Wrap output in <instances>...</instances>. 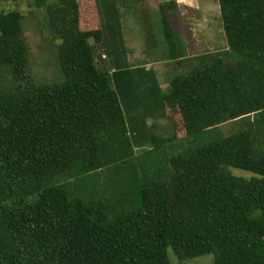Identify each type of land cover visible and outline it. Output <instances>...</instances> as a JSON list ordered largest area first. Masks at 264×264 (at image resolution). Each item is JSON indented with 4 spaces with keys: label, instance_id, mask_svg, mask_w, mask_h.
I'll use <instances>...</instances> for the list:
<instances>
[{
    "label": "trees",
    "instance_id": "16d2710c",
    "mask_svg": "<svg viewBox=\"0 0 264 264\" xmlns=\"http://www.w3.org/2000/svg\"><path fill=\"white\" fill-rule=\"evenodd\" d=\"M26 1L63 82L31 81L26 13L0 9V264H264V0H215L225 46L192 57L159 4L166 93L128 62L114 0Z\"/></svg>",
    "mask_w": 264,
    "mask_h": 264
},
{
    "label": "rangeland",
    "instance_id": "374dc122",
    "mask_svg": "<svg viewBox=\"0 0 264 264\" xmlns=\"http://www.w3.org/2000/svg\"><path fill=\"white\" fill-rule=\"evenodd\" d=\"M9 0H0V5L4 6L8 4ZM152 0H148L147 5H152L151 3ZM153 2V1H152ZM11 3V2H10ZM151 3V4H150ZM148 7V6H146ZM149 8V7H148ZM2 9H7L10 10L11 7L6 6L2 7ZM21 11L25 14V19L23 21V30H24V37L26 41V46L28 50V58H29V63H28V77H30L31 81L38 86H48V85H53V84H61L63 82V77L61 74L60 70V65L58 61V56H57V45L48 40L46 35H41V33L38 32V27L36 23L39 24L38 20H34L32 15H27L26 9L25 8H20ZM152 13V12H151ZM200 17V14L197 13V15H193V17ZM145 23V22H144ZM202 22L200 21L197 24H201ZM210 27H209V32L210 36H212V40L214 41L212 45H206L204 43H199L195 48H187V55L189 57H192L193 55L197 54H202V53H213L217 52L220 49L224 48V39L222 37V30H221V24L219 21V18L217 19H210ZM159 26H161L160 20L158 17L151 21L150 27H151V32L154 35V42L156 43V47L152 44L153 41L150 40L148 37L147 40L149 42V47L146 46V48L139 47L138 44H136L135 48H126L127 52V59L129 60V63L131 65L134 64H141V62H148V58L150 60L154 59L155 61H159V63L156 64V68L158 73L160 74H165L166 76H169L168 79H170V66H169V61L167 62H161L163 59V56L165 55V52L168 49L167 47L162 44V37H159L162 32L160 31ZM183 29L181 32H179V39L183 41L184 44H188V37L189 33L191 35H199L203 36L201 33L199 34L197 30L194 31H189L187 29L188 24H183L182 25ZM143 30L139 33L137 32L135 35H142L146 38L148 36L147 34H142ZM140 36H137V39L140 38ZM141 39V38H140ZM139 40V39H138ZM196 41L199 40V37L197 36L195 38ZM192 43V42H189ZM152 44V46H150ZM95 52V59H96V64L99 68L103 66L108 61V57L104 53V48H92ZM194 49V50H193ZM197 50V52H196ZM194 51V52H191ZM154 57V58H153ZM153 60V61H154ZM139 61V62H138ZM177 73H174L176 75ZM167 78V77H166ZM164 76L161 75L160 81L162 83H165L162 85V91L167 92L168 91V85H167V79ZM15 89V82H14V77L12 74V69L9 65H0V93H6V92H11ZM164 123V121H160V124ZM224 127V126H223ZM225 130H227L230 127H224ZM224 130V133H225ZM183 134H179V137L182 136ZM220 135L219 129H215L211 131L208 135L202 137L199 139L198 145L208 143L214 139H216ZM179 145L186 146V143L184 142H179ZM231 172L235 176L243 177V178H249L251 177V174L237 170V169H231ZM168 258L170 261V264H213V257L212 256H203V257H198L193 260L185 261V262H179L177 258L174 256L171 250H168Z\"/></svg>",
    "mask_w": 264,
    "mask_h": 264
},
{
    "label": "crops",
    "instance_id": "0c3cea01",
    "mask_svg": "<svg viewBox=\"0 0 264 264\" xmlns=\"http://www.w3.org/2000/svg\"><path fill=\"white\" fill-rule=\"evenodd\" d=\"M55 0H51L53 2ZM82 2L84 6H89L88 3L91 1V5H94V0H79ZM153 1V2H152ZM152 5H147L148 0H141L134 3L132 0H114V5L116 9L118 10V13L120 14L119 22L120 25L118 29L116 30V33L120 34V37L122 38L123 47L124 48H135L136 44H138L139 47L146 48L149 47V42L147 38L149 37L150 40L153 41V45L156 47V43L154 42L155 38L154 35L151 32L150 23L155 19V17L158 19L160 18L157 14V6L162 3L166 2H174L176 5L174 10L169 13L168 17L170 20L171 27L173 29L175 38L178 39L179 43L184 47L186 53L187 48H195L199 43H204L206 45H212L214 42L212 40V36H210L209 27H210V19H217L219 18V7L215 0H152ZM11 2V3H10ZM150 3V4H151ZM111 5V4H109ZM9 6L12 8L18 6L20 8H26L27 1L26 0H9L8 4L1 6L6 7ZM148 6V7H146ZM89 8V7H88ZM152 12V13H151ZM200 14V17H193V15ZM84 20V19H83ZM160 20V19H159ZM202 22L201 24H197V22ZM145 22V23H144ZM188 24L187 29L189 31H194L197 28L199 29L198 33L202 34L203 36H199L197 34L191 35L189 33L188 37V44H184L181 39H179V32L183 29L182 25ZM160 31L162 32V26H159ZM197 29V30H198ZM142 32V34H147L146 38L144 36L135 35L137 32ZM116 34V37H117ZM137 36H140V38L137 39ZM199 37V40L196 41L195 38ZM159 37H162L161 34ZM162 44L165 45V42L162 39ZM192 42V43H189ZM118 44V43H117ZM152 44L150 46H152ZM89 45L95 46L96 48H101V44H94L92 40L89 41ZM166 46V45H165ZM194 50V49H193ZM194 52V51H191ZM197 52V50H196ZM198 55V54H197ZM188 56V55H187ZM195 56V55H193ZM163 56V60L161 62H167ZM189 57V56H188ZM154 58V57H153ZM154 59L150 60L148 58V62H141L144 63L146 68H152L156 72L157 80L159 84L162 86L165 83H162L160 81L161 75L165 78L168 77L165 74H160L157 71L156 64L159 63V61H153ZM129 62V60H128ZM139 62V61H138ZM137 65V64H134ZM167 79V78H166Z\"/></svg>",
    "mask_w": 264,
    "mask_h": 264
}]
</instances>
